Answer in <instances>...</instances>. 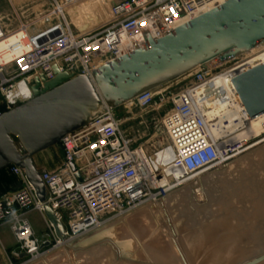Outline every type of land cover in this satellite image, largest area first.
<instances>
[{
    "label": "built area",
    "instance_id": "1",
    "mask_svg": "<svg viewBox=\"0 0 264 264\" xmlns=\"http://www.w3.org/2000/svg\"><path fill=\"white\" fill-rule=\"evenodd\" d=\"M228 1L123 0L108 8V19L99 27L82 31L73 24L61 0H53V12L44 21L47 26L38 31L22 25L8 32L0 22V46L6 45L0 48V95L4 100L0 116L31 101L36 80L43 88L41 76L53 81L55 67L62 74L84 75L93 81L94 71L142 49L147 44L146 34L160 40ZM257 59L253 55L224 63L214 61L183 76L184 86L168 99L165 91L157 89L132 101L131 105L140 110L161 108L167 100L171 103L162 121L173 153L166 166L168 174L165 169H146L139 159V152L144 150L135 148L134 142L124 135L118 109L108 106L103 115L61 141L64 161L58 170L40 171L47 192L45 203L38 200L25 172L11 168L22 187L12 195L0 197V225L12 226L19 247L14 256H25V263L36 262L47 251L76 242L145 204L158 201L167 192L158 185L165 177L174 187L185 185L241 155L245 151L242 143L211 139L197 109L196 95L231 67L236 66L240 75L264 63L253 64ZM45 206L62 222L65 241L57 237L54 226L47 221ZM30 210L46 220L42 236L36 235L25 218Z\"/></svg>",
    "mask_w": 264,
    "mask_h": 264
},
{
    "label": "water",
    "instance_id": "2",
    "mask_svg": "<svg viewBox=\"0 0 264 264\" xmlns=\"http://www.w3.org/2000/svg\"><path fill=\"white\" fill-rule=\"evenodd\" d=\"M144 38L147 44L142 49L94 71L93 81L84 75L62 74L57 67L53 81L41 76L43 88L37 79L33 99L0 116V172L23 170L38 200L45 203L47 192L36 155L103 115L106 106L118 109L200 67L228 62L264 45V0H230L160 40H153L150 33ZM232 81L249 117L264 115V63ZM44 215L65 241L64 226L50 207L45 206ZM111 229L109 223L66 248L78 253L110 242L121 260L138 262L132 243L115 240ZM98 233L103 234L96 237ZM176 246L184 258L177 240ZM263 262L264 254L242 264ZM184 264H188L185 259Z\"/></svg>",
    "mask_w": 264,
    "mask_h": 264
},
{
    "label": "rangeland",
    "instance_id": "3",
    "mask_svg": "<svg viewBox=\"0 0 264 264\" xmlns=\"http://www.w3.org/2000/svg\"><path fill=\"white\" fill-rule=\"evenodd\" d=\"M53 4V0H0V20L8 32H14L22 25L30 26L31 31L37 30L47 26L44 21L51 16ZM96 27L93 26V28ZM183 78L185 77L171 82L173 87L168 92L179 91L184 86ZM160 90L163 91V88ZM169 97L170 94L167 93L166 98ZM3 103V97L0 95V107H3ZM170 108L171 103L167 100L161 108L152 107L148 110H140L130 104L117 110L118 116L124 122L122 126L124 135L134 142L135 148L144 150L150 164L158 170L166 166V162L172 154L162 127L164 115ZM244 145L245 151L237 158L220 168L199 176L198 178L201 177L203 180L202 185L197 183L196 179L198 178L194 182H190L192 185H200L196 187L199 192L193 188L191 192L190 189L189 191L184 190L191 185L190 183L167 190L165 196H161L155 203L156 207H163L159 217H156L155 214L150 217L139 216L142 207L110 223L113 234L116 233L115 240H128L132 243L130 246L132 254L134 253L133 258L138 262L121 260L118 249L110 242L78 253L66 247L53 249L47 251L42 259L32 263H25L26 257L20 262L21 258H16L13 254L15 251L4 257L8 264H182V257L178 256L180 251L174 245L177 240L182 253L186 259H189L187 260L188 264H194L191 259L192 250L190 247L192 244H197L199 240L202 241L206 239L205 236L209 237V235L213 238L218 237L222 241L223 238L233 236V234L238 235L239 238L237 242L232 241L233 244L231 241L228 242L232 244V250H228V252L233 255L243 252L246 255L231 264H242L258 257L264 254V244L258 247L255 244V241L264 238V154L257 159L256 166L249 169L244 168L243 172L242 169L236 171L234 167H236L238 159L245 158L264 146V133L245 142ZM50 150L59 154L64 153L61 144ZM232 164L235 165L230 168ZM257 180H261L263 183L261 181L256 183L254 190L257 191L254 192L250 188H253V181ZM184 193L187 195L173 202L174 196H182ZM238 200L239 202H237ZM238 203L241 205H237ZM214 205H217L218 208L216 209ZM131 221L133 225L128 223ZM31 222L36 227L44 228V221L41 217L33 219ZM100 234L98 233V236ZM173 234L177 235L175 240H173ZM98 236L96 235V237ZM219 239L215 243H219ZM16 246L17 251L19 250L17 240ZM126 249L128 248L126 247ZM1 254L3 251L0 250V257L3 258ZM9 257L14 258L12 263L9 261Z\"/></svg>",
    "mask_w": 264,
    "mask_h": 264
},
{
    "label": "bare ground",
    "instance_id": "4",
    "mask_svg": "<svg viewBox=\"0 0 264 264\" xmlns=\"http://www.w3.org/2000/svg\"><path fill=\"white\" fill-rule=\"evenodd\" d=\"M113 1H115V0H83L82 2H79V3H72L69 0H61V2L63 4V8L71 15L73 24L78 29H81L82 31L92 30V29H94L93 26L99 27L104 21H106L108 19V16H109L108 8L111 7ZM0 22H1V20H0ZM3 28H4V26H3ZM38 30H39V28L37 29V31ZM34 31H36V30H33V32ZM4 47H6V45L0 46V48H2V49ZM253 55H257V57H258V59L256 61H254L253 64H256V63L263 61L264 60V45L258 46L256 49L252 50L249 53H246L243 56L246 57V56H253ZM239 71L240 70L239 69L237 70L236 66L231 67V68L225 70L224 73H222L219 77H217L216 79H214L213 81H211L207 85H205V87L199 89L197 92V95H196L197 109L200 112V114L204 117L206 124H207L208 133L214 142H218V141L220 142V141H224V139H226V140H229L232 142H239V143H242L244 145L245 142H248L249 140H251L253 138H257L264 133V115L257 117V118H254V119H251L249 117L239 95L237 94L234 85H233L232 80L235 77H237V75L239 74ZM192 72H194V71H192ZM131 103L132 102H129L126 105H130ZM263 147L262 148L260 147L261 149L259 148L258 150L252 152L251 154H249L245 158H241L240 160L238 159V162L236 163V167H234L236 169V171L242 169V172H243L244 168L249 169L251 167L256 166L257 165V163H256L257 159L260 158L261 156H263V154H264ZM171 152H172V150H171ZM172 158H173V153L171 154V157L169 158V160L166 162L167 163L166 166L168 165L169 162H171ZM139 159L142 160L143 164H145V167L148 171L152 170L151 168L153 166L150 164V161L148 160L145 152H141V151L139 152ZM234 165L232 164L230 166V168L233 167ZM150 166H151V168H150ZM166 166H164V168H162V169L166 170ZM168 173H169V171H167V174ZM176 176H178L177 173H176ZM197 180H198L197 183L202 185V182H203L202 178L200 177V178L196 179V181ZM196 181H195V183H196ZM260 181H258V180L253 181V183H252L253 188L251 187L250 189H252L254 192H256L257 190L256 191L254 190V188L256 187L255 185H256V183L258 184ZM263 182L261 181V183H263ZM199 184L198 185L197 184H193V185L191 184L190 186H188L184 190L189 191V189H190V192H191L192 188L196 189L197 186L198 187L200 186ZM158 185H159V187L165 188L166 191L167 190L169 191L170 189L174 188V186H172L171 181L168 177H165L163 180H161L158 183ZM257 186H259V185H257ZM260 186H261V184H260ZM260 186H259V188H260ZM196 191L199 192L197 189H196ZM201 194H198V195H201ZM184 195H187V194L184 193V194H182V196H176V197L174 196V200L172 199L173 202L178 201V199L181 197L183 198ZM224 200H221V201H224ZM249 201H251V200H249ZM213 202H214V200H213ZM237 202H239V200ZM155 203H157V201L156 202L155 201L149 202V203L145 204L144 206H142L143 208L140 207V208H142V211L139 213V214H141L139 216L150 217V216H153L155 214L156 217H159V215L162 213V212L160 213V210H162L163 207H159V206L156 207ZM237 205H241V204L238 203ZM214 207H216V209L218 208L217 205L216 206L214 205ZM131 213H133V212H131ZM217 218H218V213H217ZM128 223L131 224L133 222L131 221ZM126 225H128V224L126 223ZM131 225H133V224H131ZM116 228L114 229L115 232L117 231ZM221 230L222 229H220V232H222ZM101 234H103V233H101ZM101 234H100V236H101ZM174 236H172L173 240L176 239V236L175 237ZM205 238L206 239H204L202 241L199 240L198 243L195 245L192 244L190 247L192 250L191 251V259L193 260L194 264H231L234 261H236L237 259L246 255V253H243V252L234 253V255L232 253L228 252V250L229 251L232 250V244H233L232 241L233 242L238 241L237 240L239 238L238 235L237 236L235 234H233V236L230 235L227 238L226 237L223 238L222 241L218 237L213 238L210 235H209V237L205 236ZM217 239H219L218 241L220 244L215 243V241H217ZM262 239L260 241H255V244L257 245L256 247L264 244V238H262ZM230 241L232 244L228 243ZM225 243H227V244H225ZM174 245H175V248L177 249L176 244H174ZM64 247H67V246L65 245ZM178 251H179V249H178ZM186 255L188 256V254H186ZM178 256L182 257V255H180V254ZM184 259L186 260V262H187V260H189V259H186V257L184 256V258L182 257L183 263H184ZM177 262H179V261H177ZM180 262H182V261H180Z\"/></svg>",
    "mask_w": 264,
    "mask_h": 264
},
{
    "label": "crops",
    "instance_id": "5",
    "mask_svg": "<svg viewBox=\"0 0 264 264\" xmlns=\"http://www.w3.org/2000/svg\"><path fill=\"white\" fill-rule=\"evenodd\" d=\"M183 79H184L183 84H185V78H183ZM172 87H173V85H171L169 83V84L163 86L162 88H163V91H165L166 93H169L171 95L173 93L168 92V91H170V89ZM50 149H53V147ZM50 149L45 150V151L41 152L40 154H38L34 157L35 165L39 171L46 170L49 172H53V171L58 170L59 166L62 165V163L64 161V153L59 154L58 152H53ZM7 173L11 175V176L9 175V177L11 178L10 179L11 181L8 180L7 177H4V176L0 177V197L6 196V195H12L22 187L21 182L14 175H12L11 169H9V171ZM39 217H41L44 221V228L43 229L36 227L31 222L33 219H36ZM25 218L30 223L33 231L38 236H42L43 233L46 231V220L42 216V214H40L39 212H37L35 210H30V211L26 212ZM16 249H17L16 238H15V235L12 231L11 224L10 223L1 224L0 225V250L3 251L4 255L1 254L3 256V258L0 257V264H8V262L4 256H7V254L13 253L14 251H16ZM23 258L24 257L22 256L21 260H19V261L21 262L23 260ZM10 259H9V261L12 263L14 258H12L11 260Z\"/></svg>",
    "mask_w": 264,
    "mask_h": 264
},
{
    "label": "trees",
    "instance_id": "6",
    "mask_svg": "<svg viewBox=\"0 0 264 264\" xmlns=\"http://www.w3.org/2000/svg\"><path fill=\"white\" fill-rule=\"evenodd\" d=\"M10 169H11V168H10ZM8 171H9V169L0 172V177H1V176H4V177H7L8 180H10L11 178L9 177L10 174L7 173ZM10 176H11V175H10ZM10 181H11V180H10Z\"/></svg>",
    "mask_w": 264,
    "mask_h": 264
}]
</instances>
